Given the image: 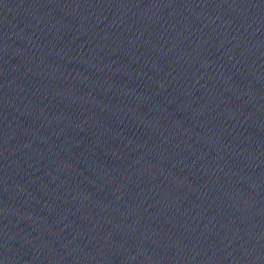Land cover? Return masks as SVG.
I'll use <instances>...</instances> for the list:
<instances>
[{
  "label": "water",
  "instance_id": "water-1",
  "mask_svg": "<svg viewBox=\"0 0 264 264\" xmlns=\"http://www.w3.org/2000/svg\"><path fill=\"white\" fill-rule=\"evenodd\" d=\"M2 264H264V0H0Z\"/></svg>",
  "mask_w": 264,
  "mask_h": 264
},
{
  "label": "clouds",
  "instance_id": "clouds-1",
  "mask_svg": "<svg viewBox=\"0 0 264 264\" xmlns=\"http://www.w3.org/2000/svg\"><path fill=\"white\" fill-rule=\"evenodd\" d=\"M0 264H2V262H0Z\"/></svg>",
  "mask_w": 264,
  "mask_h": 264
}]
</instances>
